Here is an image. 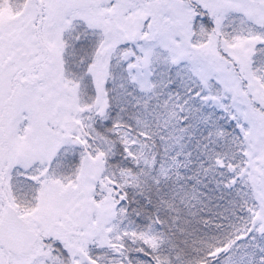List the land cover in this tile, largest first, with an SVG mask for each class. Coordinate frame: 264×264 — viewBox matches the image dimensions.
I'll return each instance as SVG.
<instances>
[{"label":"snow or ice","instance_id":"1","mask_svg":"<svg viewBox=\"0 0 264 264\" xmlns=\"http://www.w3.org/2000/svg\"><path fill=\"white\" fill-rule=\"evenodd\" d=\"M0 264H264V0H0Z\"/></svg>","mask_w":264,"mask_h":264}]
</instances>
